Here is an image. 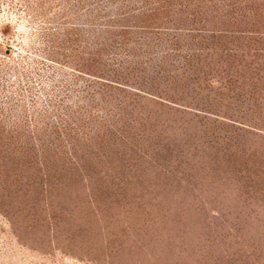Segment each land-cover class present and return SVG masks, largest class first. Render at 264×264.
Returning <instances> with one entry per match:
<instances>
[{"label": "rangeland", "instance_id": "obj_1", "mask_svg": "<svg viewBox=\"0 0 264 264\" xmlns=\"http://www.w3.org/2000/svg\"><path fill=\"white\" fill-rule=\"evenodd\" d=\"M0 264H264V0H0Z\"/></svg>", "mask_w": 264, "mask_h": 264}]
</instances>
